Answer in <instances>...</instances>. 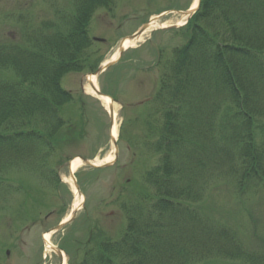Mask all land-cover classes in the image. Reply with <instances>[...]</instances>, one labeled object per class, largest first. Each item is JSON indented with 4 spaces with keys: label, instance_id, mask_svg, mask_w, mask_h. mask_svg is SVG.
<instances>
[{
    "label": "trees",
    "instance_id": "1",
    "mask_svg": "<svg viewBox=\"0 0 264 264\" xmlns=\"http://www.w3.org/2000/svg\"><path fill=\"white\" fill-rule=\"evenodd\" d=\"M67 2L38 24L19 16L22 42L0 43V202L10 172L45 168L72 130L62 77L98 66L89 24L112 0ZM184 28L151 98L144 144L159 162L119 204L121 236L92 233L78 264H264V239L244 245L201 206L212 180L239 196L264 180V0H201Z\"/></svg>",
    "mask_w": 264,
    "mask_h": 264
},
{
    "label": "rangeland",
    "instance_id": "2",
    "mask_svg": "<svg viewBox=\"0 0 264 264\" xmlns=\"http://www.w3.org/2000/svg\"><path fill=\"white\" fill-rule=\"evenodd\" d=\"M67 1L70 0H0V43L22 42L19 16L38 24L53 17L54 5L65 6ZM192 3L193 0H112L109 8L97 10L90 22V38L102 39L93 41L88 51L92 62L98 61L100 66L110 60L122 38L130 36L147 18L175 25L177 13L187 12ZM184 29L149 30L143 42L126 48L118 62L96 76L99 88L110 93L119 105L123 131L117 137L118 156L113 165L96 170L85 163L74 173L83 193L82 206L71 224L51 233L52 244L66 250L71 264L81 261L92 233L101 231L112 240L120 237L126 220L119 204L140 188L144 173L158 164L159 155L144 144L149 123L157 124L152 117L151 98L164 64L185 40ZM97 69L98 66L92 72ZM85 75L86 72H70L61 80V86L73 95V100L60 110L66 121L61 134L72 130L60 140L47 166L39 172L15 169L8 175L12 180H8L9 190L0 202V264H58L55 253L44 255L42 234L73 211L76 198L67 182L70 174L66 163L74 157L101 162L114 152L109 115L96 97L84 91ZM155 117L158 120L160 115ZM211 184L202 208L215 221L237 232L244 245L252 241L255 233L264 239V180L242 196L237 194L232 179L212 180Z\"/></svg>",
    "mask_w": 264,
    "mask_h": 264
},
{
    "label": "bare ground",
    "instance_id": "3",
    "mask_svg": "<svg viewBox=\"0 0 264 264\" xmlns=\"http://www.w3.org/2000/svg\"><path fill=\"white\" fill-rule=\"evenodd\" d=\"M198 5V0H193V3L191 5V9H189L187 12L185 13H177L179 15V17L177 19L174 20V24L175 26H181L185 23V21L189 18L190 14L192 12H194L195 8ZM171 22L167 21L165 23H158L157 20L155 18H153L150 23L148 24V27L144 30V32H142L139 36H136L134 38H125L122 42L120 47H118L116 49V51L114 52L113 56L110 58V60H115L119 54L124 53V51L126 50V48H131V47H135V45L139 42H143V38L144 36L147 35V32L149 30H154L155 28H162L164 26H167L168 24H170ZM83 88L84 91L94 97H96L97 99L100 100V102L102 103L103 107L110 112V117H111V126H110V137L113 140L117 139L118 137V129H119V124H120V120H119V116H120V112H119V105L118 103L112 101L109 97L106 96H101L97 94V89H98V85H97V81H96V77L94 75L88 74L85 76L84 80H83ZM114 152H112V154L108 155L106 159H104V161H98V160H93L92 162H90L91 164H102V163H106V162H111L113 160V157L115 154V147L113 146ZM84 161H82L80 158L75 157L73 158L69 164H68V172H69V177H68V183L71 186L74 194H75V201L73 204V211L75 212L77 210H79L82 206V202H83V196L82 194L77 190L76 188V181L74 179L73 174L82 166L84 165ZM71 215H68L66 217V220L70 217ZM51 233L52 232H46L43 235V243H44V252L46 254H50V253H57L59 256H61L62 260H61V264H67V258L66 255L63 251H61L58 247H56V245L52 244L51 242ZM59 264V263H58Z\"/></svg>",
    "mask_w": 264,
    "mask_h": 264
},
{
    "label": "water",
    "instance_id": "4",
    "mask_svg": "<svg viewBox=\"0 0 264 264\" xmlns=\"http://www.w3.org/2000/svg\"><path fill=\"white\" fill-rule=\"evenodd\" d=\"M199 2H200V0H199ZM146 26H147V25H144V26H143V27L137 32V34L134 35V36H131V38H132V37H135V36H137V35H140V34L146 29ZM107 66H108V65H107ZM107 66H106V67H107ZM101 70H102V68H98L97 71L95 72V74L99 73ZM96 91H97V94L101 95V93H100L98 90H96ZM113 142H114V146H115L116 149H117L116 141L114 140ZM115 156L117 157V153L115 154ZM82 160H83L84 162H86V163H89L87 159L82 158ZM110 164H111V163H106V164H104V165H102V166H94V165H92V166H94V167H106V166H109ZM76 187H77V190L79 191V187H78V185H77ZM74 216H75V214L73 215V217H74ZM71 220H72V218H71L70 220H68L67 222H65V223H61V224L57 225V226L54 228V230L62 229V228H63L66 224H68Z\"/></svg>",
    "mask_w": 264,
    "mask_h": 264
}]
</instances>
